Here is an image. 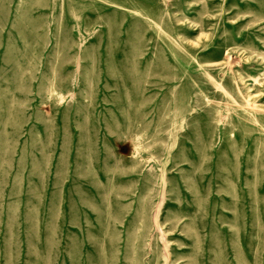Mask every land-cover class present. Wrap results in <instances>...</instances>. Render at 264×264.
Instances as JSON below:
<instances>
[{
  "label": "rangeland",
  "instance_id": "obj_1",
  "mask_svg": "<svg viewBox=\"0 0 264 264\" xmlns=\"http://www.w3.org/2000/svg\"><path fill=\"white\" fill-rule=\"evenodd\" d=\"M0 264H264V0H0Z\"/></svg>",
  "mask_w": 264,
  "mask_h": 264
}]
</instances>
